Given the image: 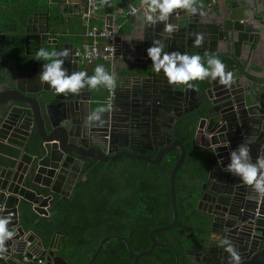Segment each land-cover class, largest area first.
I'll return each mask as SVG.
<instances>
[{
	"label": "water",
	"instance_id": "obj_1",
	"mask_svg": "<svg viewBox=\"0 0 264 264\" xmlns=\"http://www.w3.org/2000/svg\"><path fill=\"white\" fill-rule=\"evenodd\" d=\"M66 1L47 0L49 9L45 14L35 11L27 17L24 30L28 32L32 23L35 34L25 35L23 42L35 41L34 55H16L0 18L4 53L0 55V216L9 218L8 227L15 232L5 241L0 264H69L56 252L60 232L55 231L44 246L33 231L22 227L18 218L20 201L29 202L37 214L47 215V207L55 195H70L87 159L112 162L127 156L157 163L166 151L178 149L169 176L171 222L152 228L150 247L140 252H134L125 237L109 235L99 242L87 264H92L109 238H119L125 243L134 256V264L142 255L153 254L159 259L153 250L159 244L154 233L169 229L176 222L174 179L185 156L183 143L174 130L178 119L188 112L199 116L195 143L212 148L218 161V166L209 171L197 202V208L212 217L210 230L200 249L188 251L196 264H231L229 253L221 244L227 239L238 250L241 264H264V195L256 193L225 168L231 150L243 142L249 143L253 161L264 156V55H258L264 50V35L259 38L254 34V40H250L255 27L247 29L244 25L258 23L264 28V10L259 12L247 0H223V8L216 1L211 4L196 1L198 9H209L218 17L222 15L230 28L228 32L216 35L215 29L209 30L207 24L202 27V14H185L181 9L176 10L179 15L174 12L169 17L168 23L174 24L175 29L168 33L164 22H146L143 0L136 2L137 13L147 26L143 39L137 38L133 46L143 59L123 65L125 75L113 88V98L108 104L96 99L98 87L82 89L79 94H57L39 79L44 62L35 56L41 47L56 52L68 49L63 66L69 74L84 71L92 75V62H82L75 54L78 46L69 40L73 33L61 30L64 23L75 22L76 15L85 13L86 7L93 14V1L86 7L77 3L74 7L73 2L66 4ZM57 13L62 22H57ZM112 22L106 14V28L114 32ZM197 32L203 35L200 45L192 40ZM241 32L250 35L243 38ZM115 39L120 43V36ZM156 40L165 45L166 52L200 55L204 62L208 56H218L225 64V71L232 73V83L226 87L218 83L219 78H205L187 84H169L162 72L152 71L147 56V48ZM217 44L219 47H214ZM242 46L248 48V53L241 54ZM254 65L263 70L257 71ZM100 107L104 109L102 125L87 119ZM152 149L153 157L146 154V150Z\"/></svg>",
	"mask_w": 264,
	"mask_h": 264
},
{
	"label": "trees",
	"instance_id": "obj_2",
	"mask_svg": "<svg viewBox=\"0 0 264 264\" xmlns=\"http://www.w3.org/2000/svg\"><path fill=\"white\" fill-rule=\"evenodd\" d=\"M20 1L17 9L0 11L8 35L23 31L31 13L45 14L49 9L47 0ZM120 6L119 20L122 21L127 9L123 3ZM52 7L54 18L55 7ZM114 8L111 0H97L96 14L112 12ZM55 18L62 22L59 13ZM18 37L15 44L19 48L22 36ZM198 118L188 112L178 119L174 130L185 148L183 162L174 179L176 222L171 228L154 233L159 244L153 250L159 259L153 254L142 255L136 264H194L188 250L200 249L208 236L212 217L198 209L197 202L209 171L218 166V161L212 148L195 143ZM178 155V149L166 151L157 163L127 156L112 162L87 159L70 195H55L47 207V215L37 214L29 202L20 201V224L25 230L33 231L44 246L55 231L60 232L56 252L69 264H87L99 242L109 235L125 237L134 252L147 250L151 244L150 230L172 220L169 176ZM133 260L134 256L121 239L109 238L92 264H134Z\"/></svg>",
	"mask_w": 264,
	"mask_h": 264
},
{
	"label": "clouds",
	"instance_id": "obj_3",
	"mask_svg": "<svg viewBox=\"0 0 264 264\" xmlns=\"http://www.w3.org/2000/svg\"><path fill=\"white\" fill-rule=\"evenodd\" d=\"M142 6L146 7L144 20L151 24L164 22L165 31L172 33L174 24L168 23L169 17L176 10H183L185 14H195L198 11L196 0H143ZM139 39H143L141 35ZM203 35L197 34L194 44L200 45ZM165 45L159 41H153L152 46L146 52L151 60L152 71L156 74L163 73L169 84H187L189 81L204 80L210 78L217 80L224 86H230L233 80L232 73L225 71V64L216 55L208 56L206 62L200 55H189L178 51L166 52ZM69 55L68 49L63 51H49L41 47L35 56L36 60H42V70L39 79L42 84L47 83L49 89L57 94H79L82 89H95L103 86L113 89L116 86L114 76L103 65L94 68V74L88 75L84 71H73L69 74L65 68L64 59ZM110 61V60H106ZM191 87V85H188ZM102 107L95 109L88 116L89 121H98L103 124ZM230 162L225 166L226 171L264 195V156H257L255 161L250 156L248 142H243L229 153ZM9 218L0 216V252L5 248V241L11 239L15 232L8 227ZM225 251L229 253L231 264H241V256L238 250L227 240L221 241Z\"/></svg>",
	"mask_w": 264,
	"mask_h": 264
},
{
	"label": "crops",
	"instance_id": "obj_4",
	"mask_svg": "<svg viewBox=\"0 0 264 264\" xmlns=\"http://www.w3.org/2000/svg\"><path fill=\"white\" fill-rule=\"evenodd\" d=\"M91 1H93V4H94L93 14H91L90 10L87 9L86 7L88 5V2H91ZM111 1H113V3L115 4L114 11L112 12H106V11L101 12L100 11L101 13L96 14L97 0H81V1L80 0H67L65 2L66 4H68V2H73L74 7H76L77 4L85 5L86 9H85V13L75 16V19H77L75 21L76 23L75 22L64 23L62 26L61 32L62 33H66L67 31L72 32L73 36H71L69 40H72L73 43L79 47L82 45V43H84L85 41H88L87 40L88 37L86 38V35H85V32L88 28L96 27L100 30H102L103 28L106 30H109L106 28L105 15L106 14L110 15L111 18L113 19L111 26H112V29H114V32L111 30H109V32L113 33L115 36H120V39H121L120 43L116 41L115 37L113 39L114 45L116 46L119 52L110 61H106V59L104 58H98L92 61L93 68H92L91 74H94V68L97 65H103L107 71L109 69V72L114 76L116 83H118L122 75L123 76L125 75V71L123 69L124 64L126 63L133 64V62L143 59V57L139 55V53H136V48L133 45L136 43V41L139 39L141 35L144 36V30L147 25L143 23L142 18L140 17L138 13L132 16L126 15L125 13V17L122 19V21L119 20V16H121L122 14V8L120 6V3L121 4L123 3V5H125L123 7L128 10L130 6H134L136 2L142 1V0H111ZM214 1H216L215 3H217L219 6H221L224 3L223 0H197V2H208V4H211ZM240 1L244 2L243 0H240ZM248 1L252 2L253 5L257 7V10L259 12H263L264 0H248ZM82 16H85V20L82 19ZM95 23H99V24L96 25ZM259 30H260L259 34H263L264 29L260 27ZM242 48L246 49L245 46H242ZM261 55L263 56L262 53ZM107 62L109 63V65ZM107 66H108V69H107ZM254 68L257 71L263 70L257 66H255ZM98 88H99V92H98V97L96 99H101V100L103 99L105 102L107 90L103 86H98Z\"/></svg>",
	"mask_w": 264,
	"mask_h": 264
},
{
	"label": "flooded vegetation",
	"instance_id": "obj_5",
	"mask_svg": "<svg viewBox=\"0 0 264 264\" xmlns=\"http://www.w3.org/2000/svg\"><path fill=\"white\" fill-rule=\"evenodd\" d=\"M235 1L238 2L239 0H235ZM243 1H245V0H243ZM247 2H248V0H247ZM19 3H21L20 0H0V11L6 12V11H10V10H15V9H17L16 6ZM224 5H225V3H223L221 5V7L224 6ZM197 13L202 14L203 17H204L203 18L202 27L206 26V24H207L208 25L207 28L209 30L213 31L215 29L214 33L216 35L219 34V33H220V35H223L224 33L228 32V30L230 29L228 27V23L224 22L225 18L222 17V15L220 17H218L216 14L211 13L209 9H205V8L204 9L203 8L198 9ZM211 24H213V26L210 27ZM244 25H245V28H247V29H250V28L252 29V26L255 27V28H253L252 32L250 33V34L253 33L252 34L253 36L250 37V40H254V38H255L254 34L259 36V38H261V36L264 35V32H263V34H259V32H260L259 28L261 26L258 23H256L254 25V24H250L249 22H246ZM24 29H23V31H19L17 33L16 32H12V34H10V35L7 34V39H8L9 44H10L9 46L11 48H12V46H15L14 50L16 51V55H34V53H35V42L33 41V39L32 40L28 39L27 44L23 42L25 35L34 36V34H35L34 33V26H32V24L28 25V32H25ZM241 33L243 34V36H242L243 38L248 37L250 35L249 34V35L246 36V33H244V32H241ZM196 34H199V33L197 32ZM19 35L22 36V45L20 44L19 48H18V45L15 44V38L17 40H19V37H18ZM195 39H196V35H195ZM195 39L193 38L192 40H195ZM1 40H3V35H0V55H4ZM214 47H216V48L219 47V44L214 45ZM245 53H246V49L242 48L241 54L243 55ZM261 53L264 55V50L260 51L259 55H261ZM11 54L15 55V53H11ZM146 154L151 155V154H155V152H154L153 149L152 150H146ZM116 236L123 237V236H120V235H116ZM192 262L194 264H196V261L193 258H192Z\"/></svg>",
	"mask_w": 264,
	"mask_h": 264
},
{
	"label": "built area",
	"instance_id": "obj_6",
	"mask_svg": "<svg viewBox=\"0 0 264 264\" xmlns=\"http://www.w3.org/2000/svg\"><path fill=\"white\" fill-rule=\"evenodd\" d=\"M137 10V7L130 6L126 11V15H135ZM85 35L86 38L88 37V41L82 43L75 52L82 62H92L98 58L110 60L116 56L117 48L113 42L115 35L109 30L91 27L86 30ZM106 90L105 102L109 104L113 98V89L106 88Z\"/></svg>",
	"mask_w": 264,
	"mask_h": 264
}]
</instances>
